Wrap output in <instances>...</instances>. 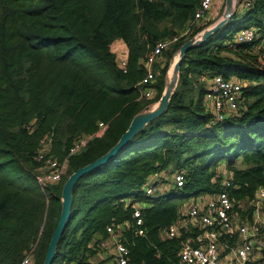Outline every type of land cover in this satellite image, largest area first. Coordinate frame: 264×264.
<instances>
[{
    "label": "trees",
    "instance_id": "obj_1",
    "mask_svg": "<svg viewBox=\"0 0 264 264\" xmlns=\"http://www.w3.org/2000/svg\"><path fill=\"white\" fill-rule=\"evenodd\" d=\"M200 1L0 0V264H21L28 253L33 264L44 263L62 213L64 183L108 153L133 118L160 100L171 59L212 23L197 25L165 51L167 63L157 67L151 101L137 88L146 73L145 57L159 40L183 31ZM238 22L246 26L213 44L215 34ZM252 26L258 29L254 42L227 44ZM118 39L129 47L126 71L116 60ZM259 39L264 40V0L237 10L186 52L166 111L76 181L52 264L85 263L96 253L90 246L95 236H108L109 225L126 221L132 264H177L184 235L168 237L165 231L189 198L227 191L240 211V202L257 197L264 188V55L246 50ZM207 72L243 81L245 105L239 113L215 119L200 79ZM100 121L109 123L102 132ZM89 134L92 138L69 154L76 139ZM43 144L69 165L59 182L46 187L36 161ZM222 165L228 177L220 172ZM170 167L185 174L184 186L147 196L142 187L148 177ZM134 203L142 207L143 236L135 234Z\"/></svg>",
    "mask_w": 264,
    "mask_h": 264
},
{
    "label": "built area",
    "instance_id": "obj_2",
    "mask_svg": "<svg viewBox=\"0 0 264 264\" xmlns=\"http://www.w3.org/2000/svg\"><path fill=\"white\" fill-rule=\"evenodd\" d=\"M254 2L255 0H243L241 10L250 9ZM212 3L213 0H201L195 15L187 21L180 34L159 40L155 47L147 53L144 60L146 73L137 84L140 97L153 98L157 67L161 69L165 61V51L176 44L182 36L190 35L197 25L206 24L211 20ZM257 37L256 27H245L240 29L227 44L231 47L238 44H250ZM120 65L126 71L127 60L123 59ZM200 79L206 86L205 102L217 121L239 113L244 107L245 84L243 81L234 77L227 78L219 72L203 73ZM106 127L105 123L100 122L99 131H104ZM92 136L77 138L70 149V154L77 152ZM63 171L62 164L52 161L50 172L44 176L45 181L42 178L39 180L41 185L46 187L47 184L59 182ZM168 172L173 171L164 169L148 177L142 188L147 196L161 195L169 186L171 188L184 186L185 174L182 171L172 174ZM129 202L130 200L127 199V205ZM263 202V187L257 192V197L252 200L251 210L244 209L240 202L238 205L240 211H238L237 204L227 191L192 198L186 205V210L182 212V216L178 217L165 231L168 237L184 235L177 264H264V219L261 215ZM133 208L135 234L143 236L145 233L142 228L141 204L134 203ZM129 227L128 221L119 224L112 223L107 227L108 236L112 239L109 242L106 239L98 241L103 258L93 264H132L130 249L125 242V232ZM32 262L33 254L28 253L21 264ZM72 264L91 263L74 262Z\"/></svg>",
    "mask_w": 264,
    "mask_h": 264
},
{
    "label": "water",
    "instance_id": "obj_3",
    "mask_svg": "<svg viewBox=\"0 0 264 264\" xmlns=\"http://www.w3.org/2000/svg\"><path fill=\"white\" fill-rule=\"evenodd\" d=\"M236 0H226V8L224 11V15L222 18H220L215 24L211 25L210 27H207L191 37L189 40H187L181 47L178 59L175 61L171 68V73L168 74V78L166 81V86L163 91V94L159 101L161 102L160 107L157 110H151L149 112H146L145 114H137L127 131L122 135L120 141L105 155L98 158L96 161L81 167L74 173H72L69 178L66 180L63 186V206H62V213L59 218L58 225L56 227V230L52 236L51 242L48 247V251L45 257V261L43 264H52L55 259V254L57 250V245L59 242V239L66 227L67 220L70 217L71 214V208L73 204V186L75 185L76 181L85 173L97 168L101 164L109 161L113 156H115L124 146L129 142V140L134 136L135 133H137L139 130H141L147 123H149L154 118L161 115L163 112L166 111V109L169 106L170 99L175 92V89L178 85L180 73H181V65L182 61L185 58L186 52L204 41H206L212 34L217 32L221 27H223L225 24H227L230 19L235 15L236 13ZM155 102V103H157ZM153 103L152 105H154Z\"/></svg>",
    "mask_w": 264,
    "mask_h": 264
},
{
    "label": "rangeland",
    "instance_id": "obj_4",
    "mask_svg": "<svg viewBox=\"0 0 264 264\" xmlns=\"http://www.w3.org/2000/svg\"><path fill=\"white\" fill-rule=\"evenodd\" d=\"M242 26H246V22H238L237 24H234L232 26H227L225 29H223L222 31L218 32L217 34L214 35L213 38V44H218L221 43L224 39H230L231 35L239 28ZM259 38V37H258ZM260 41V39L258 40ZM114 46V51L116 49L117 46ZM126 49V48H125ZM124 49V51L122 50H116L118 51V58L116 55V60L121 63V61L123 59H126V55H127V51ZM246 50V49H245ZM246 51H249L252 55L255 56H260V55H264V40H261L260 42L252 45L250 48H247ZM116 53V52H115ZM117 54V53H116ZM178 56V55H177ZM171 70V69H170ZM171 73V71H170ZM170 75V74H169ZM168 78V77H167ZM154 95H156V90H154ZM155 98V96H153ZM142 98V97H141ZM154 98L149 99L150 101L153 100ZM155 103V102H154ZM153 103L148 104L143 111H141V114H145L146 112H149L151 110H153ZM105 123L106 126H108L109 123L104 122V121H100ZM100 122L98 123V131L100 128ZM93 134H89V135H82L80 137H89L92 136ZM73 147V146H72ZM39 156L36 158V161L40 164L39 167L37 168V173H38V178L40 180V178H42L44 180V176L47 175L50 170H51V162L52 161H58L60 164L63 165L64 167V171H63V176L64 177L65 173H67V170H69V165H68V159H64V161L62 159H60L59 157H57L54 153H52L50 145L49 144H43L42 148L39 149ZM70 154V153H69ZM42 155V157L40 158V156ZM67 160V161H66ZM66 161V162H65ZM174 168V167H173ZM173 168H171V171H174ZM220 172L222 174H224V176L228 177L230 175V172L228 171V168H226L224 165H222L220 168ZM170 174L175 173L174 172H168ZM45 181V180H44ZM227 179H224V183H226ZM143 188V187H142ZM193 197L189 198V200L186 201V205L187 203H189L192 200ZM242 207L244 209H252L253 205L251 204V201H242ZM252 207V208H251ZM243 209V210H244ZM249 211V210H248ZM261 215L262 218L264 219V202L261 204ZM33 262H34V258H33ZM33 262L31 264H33Z\"/></svg>",
    "mask_w": 264,
    "mask_h": 264
},
{
    "label": "crops",
    "instance_id": "obj_5",
    "mask_svg": "<svg viewBox=\"0 0 264 264\" xmlns=\"http://www.w3.org/2000/svg\"><path fill=\"white\" fill-rule=\"evenodd\" d=\"M242 2H243V0H236V4H237V6H236V12H237V10H241ZM225 8H226V0H213L212 6H211V20L209 21V23L211 22L212 24H210V26L213 25V24H215L220 18L223 17ZM210 26H208V27H210ZM115 46H117L116 49H115V51H114V52L117 53V54L115 53L117 55V58H118V51H116V50H122V51H124V49L126 48L125 49L127 51L126 60H128L129 47L124 42V40L118 39L115 42ZM178 54H179V52H177L174 55V57L171 59V61H170L171 67L169 68L167 74L170 73V69L172 68V66L175 63V61L178 59V57H179V56H177ZM166 63H167V58L165 57V61L162 64V68L165 67V64ZM193 76L195 77L194 73H193ZM234 78H237V77H234ZM171 168L172 167H170L168 170H170ZM186 208L183 211H185ZM183 211L181 210V213L179 214V217L182 216V212ZM161 234L164 236V231H162ZM104 239H106L109 242L112 238L110 236H103L101 234H97L95 236V238L92 240L90 246L93 249L96 250V253L93 256H91V257L88 258V260L86 261L87 263L93 264V263H96V262L102 260L103 255H102L101 249H99L98 241H101V240H104Z\"/></svg>",
    "mask_w": 264,
    "mask_h": 264
},
{
    "label": "bare ground",
    "instance_id": "obj_6",
    "mask_svg": "<svg viewBox=\"0 0 264 264\" xmlns=\"http://www.w3.org/2000/svg\"><path fill=\"white\" fill-rule=\"evenodd\" d=\"M160 105H161V102L155 103L153 106V110H157L160 107Z\"/></svg>",
    "mask_w": 264,
    "mask_h": 264
}]
</instances>
